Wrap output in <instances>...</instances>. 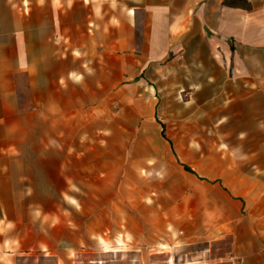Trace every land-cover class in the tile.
I'll list each match as a JSON object with an SVG mask.
<instances>
[{
	"label": "crops",
	"instance_id": "0c3cea01",
	"mask_svg": "<svg viewBox=\"0 0 264 264\" xmlns=\"http://www.w3.org/2000/svg\"><path fill=\"white\" fill-rule=\"evenodd\" d=\"M225 1L0 0V264H264V240L231 189L222 224L187 226L175 239L105 240L102 218L88 229L72 216L85 213L72 186L86 188L88 166L71 163L69 137L82 130L70 121L86 119L88 104L100 118L104 89L138 81L200 27L213 57H232L264 94V0Z\"/></svg>",
	"mask_w": 264,
	"mask_h": 264
},
{
	"label": "rangeland",
	"instance_id": "374dc122",
	"mask_svg": "<svg viewBox=\"0 0 264 264\" xmlns=\"http://www.w3.org/2000/svg\"><path fill=\"white\" fill-rule=\"evenodd\" d=\"M206 41L200 27L138 81L113 93L104 89L102 104L95 105L100 118L90 119L88 104L86 119L70 121L82 130L69 137L71 163L88 166L86 188L72 186L84 197L85 213L72 209V216L88 229L102 218L105 240L175 239L187 226H218L230 189L264 240V94L253 76L234 71L232 57L223 51L213 57ZM95 165L105 168L100 173ZM110 173L113 183L109 175L102 184L95 178ZM112 205L127 215L113 217ZM114 219L118 224L111 226ZM40 263L18 258V264Z\"/></svg>",
	"mask_w": 264,
	"mask_h": 264
},
{
	"label": "trees",
	"instance_id": "16d2710c",
	"mask_svg": "<svg viewBox=\"0 0 264 264\" xmlns=\"http://www.w3.org/2000/svg\"><path fill=\"white\" fill-rule=\"evenodd\" d=\"M226 4H229V5H236V4H244V6L246 5L245 4V0H240V2H237L236 0H226L225 1ZM248 7V5H246ZM184 168L187 170V171H191V169L188 167V166H184Z\"/></svg>",
	"mask_w": 264,
	"mask_h": 264
}]
</instances>
